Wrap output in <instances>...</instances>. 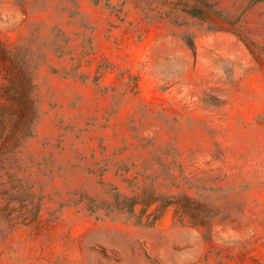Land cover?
<instances>
[{
    "label": "rangeland",
    "instance_id": "374dc122",
    "mask_svg": "<svg viewBox=\"0 0 264 264\" xmlns=\"http://www.w3.org/2000/svg\"><path fill=\"white\" fill-rule=\"evenodd\" d=\"M12 83L40 209L0 217V264H264V0H0V103ZM143 175L185 222L109 212Z\"/></svg>",
    "mask_w": 264,
    "mask_h": 264
},
{
    "label": "trees",
    "instance_id": "16d2710c",
    "mask_svg": "<svg viewBox=\"0 0 264 264\" xmlns=\"http://www.w3.org/2000/svg\"><path fill=\"white\" fill-rule=\"evenodd\" d=\"M99 3V0H95ZM195 15V13H191ZM189 47L194 50L192 40L187 41ZM7 50H2L3 58L9 57ZM23 87L14 83L6 85L3 88V97L7 103H0V217H2L10 226L23 225L32 219L23 217V213L31 212L27 209L32 205L35 210L34 215L39 212L40 206L30 203L23 205V182L31 181L23 175L25 167L23 166V141L33 136L34 108L31 102L24 100ZM25 97V96H24ZM155 177L143 175V180L136 179V183L141 191H135L132 196L116 193L114 200L108 203V207L117 213L128 212L135 214L136 206L141 205L139 222L143 215L148 222L156 220L168 207H173L174 218L180 222H185L190 210L197 204V201L187 193L179 195H164L156 191ZM150 181L147 185L146 182ZM142 182V185L138 184ZM113 189H116L115 187ZM32 194H29L31 196ZM153 210L145 213L150 207ZM98 205L91 204L88 209L91 214L100 217L96 213ZM24 209V211H23ZM110 213H106L109 215ZM191 224H199L193 215H189Z\"/></svg>",
    "mask_w": 264,
    "mask_h": 264
}]
</instances>
